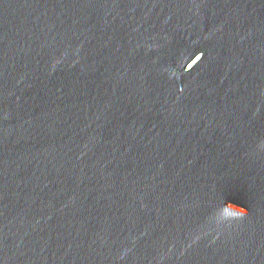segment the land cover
Returning <instances> with one entry per match:
<instances>
[{
    "label": "water",
    "instance_id": "95a60500",
    "mask_svg": "<svg viewBox=\"0 0 264 264\" xmlns=\"http://www.w3.org/2000/svg\"><path fill=\"white\" fill-rule=\"evenodd\" d=\"M0 264H264V0H0Z\"/></svg>",
    "mask_w": 264,
    "mask_h": 264
}]
</instances>
